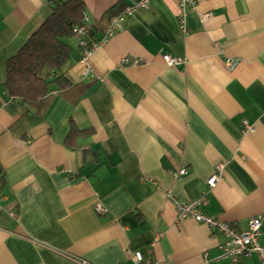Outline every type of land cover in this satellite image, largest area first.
<instances>
[{
    "label": "crops",
    "instance_id": "1",
    "mask_svg": "<svg viewBox=\"0 0 264 264\" xmlns=\"http://www.w3.org/2000/svg\"><path fill=\"white\" fill-rule=\"evenodd\" d=\"M132 1L84 0L95 43ZM51 2L0 0V264H262L219 259L223 237L170 196L241 231L260 218L264 249V0H151L89 73L75 47L71 86L38 115L4 83Z\"/></svg>",
    "mask_w": 264,
    "mask_h": 264
},
{
    "label": "trees",
    "instance_id": "2",
    "mask_svg": "<svg viewBox=\"0 0 264 264\" xmlns=\"http://www.w3.org/2000/svg\"><path fill=\"white\" fill-rule=\"evenodd\" d=\"M51 8L52 14L9 60L4 83L12 101L38 115L47 112L54 94L71 86L67 73L73 67L75 47L81 50L82 42L95 43L84 22V0H52Z\"/></svg>",
    "mask_w": 264,
    "mask_h": 264
},
{
    "label": "built area",
    "instance_id": "3",
    "mask_svg": "<svg viewBox=\"0 0 264 264\" xmlns=\"http://www.w3.org/2000/svg\"><path fill=\"white\" fill-rule=\"evenodd\" d=\"M180 2L182 8L193 4V0H180ZM150 3L151 0L132 1V3L113 20L104 38L99 43L92 44L91 46H87L86 42L81 43V64L86 68V73L90 72V60L95 48L98 45H105L112 37L121 31L127 19L139 11L149 9ZM163 60L169 66L177 65L180 62L179 59L171 55H164ZM233 67L234 63L232 61L226 64V68L229 70L233 69ZM245 129L252 130L253 128L245 123ZM215 171V175L208 181V185L211 188L215 187L220 175L223 173L224 165H218ZM186 173V169H181L179 172L175 173V175L184 176ZM170 199L176 207L177 220L179 222L193 219L197 223L207 225L211 231L223 237L224 243L219 247V259L238 261L247 258L251 254H257L261 258L262 264H264V249L259 242L263 225V221L260 218L250 219L247 230L241 231L231 224L220 221L217 217L205 214L203 211L207 205L205 199H199L193 202L178 200L172 196H170ZM97 211L101 214L106 212L105 209L102 208H98ZM163 237V233L157 234L156 241H160ZM134 260L136 263L140 264L142 262V256L137 254ZM146 264L164 263L147 262Z\"/></svg>",
    "mask_w": 264,
    "mask_h": 264
}]
</instances>
